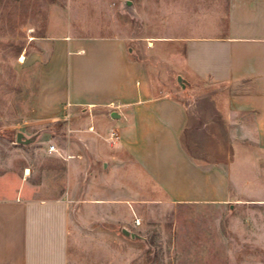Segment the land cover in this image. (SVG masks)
Segmentation results:
<instances>
[{"label":"crops","instance_id":"obj_1","mask_svg":"<svg viewBox=\"0 0 264 264\" xmlns=\"http://www.w3.org/2000/svg\"><path fill=\"white\" fill-rule=\"evenodd\" d=\"M199 4L188 36L162 39L181 45L172 60L185 81L206 89L184 100L158 93L150 59L138 46L130 52L123 34L73 33L68 13L65 20L49 16L36 38L35 114L93 110L101 116L100 128L114 133L110 175L70 152V208L81 204L87 218L104 206L109 188L138 197L140 181L171 204L222 201L229 160L219 156L230 146L219 143L218 133H251L264 148V0ZM112 112L119 116L112 118ZM203 133H211L209 144L198 140ZM80 138L83 152H93L97 140L90 134ZM93 154L94 160L106 157ZM120 166L130 175L123 176ZM50 188L31 182L26 168L0 171V264H70L69 201Z\"/></svg>","mask_w":264,"mask_h":264},{"label":"rangeland","instance_id":"obj_2","mask_svg":"<svg viewBox=\"0 0 264 264\" xmlns=\"http://www.w3.org/2000/svg\"><path fill=\"white\" fill-rule=\"evenodd\" d=\"M198 2L202 0H0V171L26 168L31 182L59 188L68 199L70 264H264V148L251 133H218L219 143L230 146L219 156L226 154L229 160L224 165L229 190L222 201L171 204L159 201L140 181L138 197L109 188L104 206L87 218L81 204L70 208L65 183L70 152L80 154L81 164L110 175L114 133L100 128L101 116L93 110L75 109L74 116L70 109L35 114L40 95L35 41L49 16L65 20L68 13L73 33L123 34L130 52L138 46L150 59L159 94L184 100L191 92H204L197 82L181 88L177 75L184 78L182 69L172 57L182 47L162 40L193 31ZM18 131L33 141L17 143ZM88 134L97 143L93 152L87 147L84 153L80 137ZM210 134L198 140L209 144ZM51 144L57 153L46 152ZM98 151L106 157L94 160ZM125 167L120 169L128 176ZM122 228L138 238L125 236Z\"/></svg>","mask_w":264,"mask_h":264},{"label":"water","instance_id":"obj_3","mask_svg":"<svg viewBox=\"0 0 264 264\" xmlns=\"http://www.w3.org/2000/svg\"><path fill=\"white\" fill-rule=\"evenodd\" d=\"M129 2V1H128ZM177 82L178 84L181 86V88H184L186 81L184 78H182L180 75L177 76ZM110 116L112 118H117L119 115L116 114L115 112H112L110 114ZM34 139V137H25L24 134L20 131L16 132V136H15V141L17 143H22V144H29L30 142H32ZM122 234H124L125 236L130 237L131 239H135L138 238V235L136 233H133L125 228L121 229Z\"/></svg>","mask_w":264,"mask_h":264},{"label":"built area","instance_id":"obj_4","mask_svg":"<svg viewBox=\"0 0 264 264\" xmlns=\"http://www.w3.org/2000/svg\"><path fill=\"white\" fill-rule=\"evenodd\" d=\"M47 151H48L49 153L57 152V150H56V148H55L54 145H49L48 148H47ZM75 157H76V158H80L79 155H75Z\"/></svg>","mask_w":264,"mask_h":264}]
</instances>
